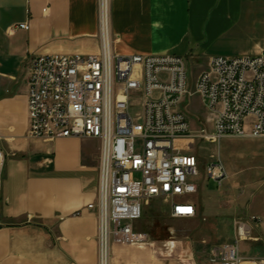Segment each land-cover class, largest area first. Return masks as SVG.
I'll list each match as a JSON object with an SVG mask.
<instances>
[{
  "label": "crops",
  "instance_id": "obj_1",
  "mask_svg": "<svg viewBox=\"0 0 264 264\" xmlns=\"http://www.w3.org/2000/svg\"><path fill=\"white\" fill-rule=\"evenodd\" d=\"M21 23H28L29 30L15 28ZM110 31L116 55H174L202 72L213 57L264 52V0H111ZM99 51L98 0H0V150L5 156L0 264H97V219L87 206L96 203L98 145L75 138H30L27 84L34 57ZM239 141L225 142L226 158L239 153ZM225 172L222 189L206 196L217 210L210 229L220 228L242 207L247 216L264 215V170L254 178L245 170ZM207 182L200 170L197 193L189 199L196 209L194 219L202 217L195 247L207 258L198 264H210L208 252L217 244L203 227L201 195ZM239 190L251 196L250 202L225 211L219 194L228 199ZM137 224L136 230L148 234ZM257 235L264 237V227ZM152 241V248L112 245L111 264H196L190 246L173 239L162 245ZM243 245L242 256H264L261 242Z\"/></svg>",
  "mask_w": 264,
  "mask_h": 264
},
{
  "label": "built area",
  "instance_id": "obj_2",
  "mask_svg": "<svg viewBox=\"0 0 264 264\" xmlns=\"http://www.w3.org/2000/svg\"><path fill=\"white\" fill-rule=\"evenodd\" d=\"M111 0H98L97 55H43L28 67L27 134L44 141L75 138L98 143L97 264H110L112 245L152 248L135 229L143 207L161 200L172 219L191 220L200 161L184 142L217 144L223 138L264 139V52L213 57L190 92L186 60L179 56H119L112 51ZM28 31V23L15 26ZM198 95L210 129L194 131L181 107ZM5 156L0 150V187ZM220 185L219 158L203 167ZM264 185V182H263ZM232 244L213 247L210 264H264L242 256L240 246L261 242L264 215L236 218Z\"/></svg>",
  "mask_w": 264,
  "mask_h": 264
},
{
  "label": "rangeland",
  "instance_id": "obj_3",
  "mask_svg": "<svg viewBox=\"0 0 264 264\" xmlns=\"http://www.w3.org/2000/svg\"><path fill=\"white\" fill-rule=\"evenodd\" d=\"M186 66L187 76L190 84V92L193 93L195 91V80L197 76L201 73V70L198 66L188 64H186ZM181 109L184 112L186 118L188 119L192 130L199 131L201 129H210L209 124L206 123L208 116L206 114L205 107L203 106L201 99L198 95L194 94L192 96H187L184 103L182 104ZM238 139L240 140V143L238 144V146L240 147V150H238V154L241 155H231L230 157L226 158L227 144L225 142L230 143L232 141H237ZM250 140L251 139L249 138L240 139L226 137L223 138L217 144H209L207 142L203 143L199 140H191L188 142H184L183 146L184 150L198 157V160L200 161V170H203V167L205 168L209 163L214 162L217 157L222 162L225 170H245L248 174H250V176L254 178L260 176L262 170H264V142L258 145V143H255V141ZM224 180H226V178ZM222 186V183L218 185L216 181L208 180L207 186L204 188L203 194L201 195V203L203 204L204 217L203 227L205 230L208 231L207 237L217 243L216 246L224 242H228L232 238V235L234 237V234L232 233L233 223L231 222V220L234 222V219L236 218L244 219L247 216L245 209L242 207L236 211L233 218L231 216L226 217L229 220H226L220 228H217L215 226V229H210V226L212 224L211 217L217 210L207 200L206 196L208 194L216 192L217 189H222L220 188ZM255 192H257L256 187L251 189L252 195ZM219 195V200L221 201V203L223 202V205H225V211L230 210L233 204H247L251 200V196H243L242 190H239V193L235 196L228 197V199L226 198V196H223L222 193ZM168 208V205L164 204L161 200H154L150 202L148 206L143 207V214L141 219L138 221L137 227L147 228L148 235L150 236V238L154 241H157L160 245H162L166 241H169V239H173L174 241L182 242L184 246H190L191 251L194 254L193 261H195L196 264H198L197 261H202V259H206V252L202 253L199 248L197 249V247H195L197 245V239L195 238V235L199 232L202 223L201 215L199 214V216L193 220H176L169 217ZM251 215L256 214L251 213ZM242 248H244L243 244L240 246V249Z\"/></svg>",
  "mask_w": 264,
  "mask_h": 264
}]
</instances>
